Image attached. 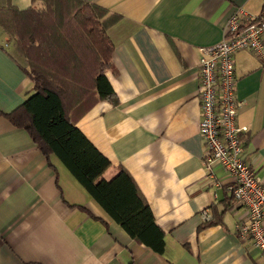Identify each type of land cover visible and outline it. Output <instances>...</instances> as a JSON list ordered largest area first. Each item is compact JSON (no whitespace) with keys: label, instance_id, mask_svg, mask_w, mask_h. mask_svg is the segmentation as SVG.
I'll return each instance as SVG.
<instances>
[{"label":"crops","instance_id":"obj_1","mask_svg":"<svg viewBox=\"0 0 264 264\" xmlns=\"http://www.w3.org/2000/svg\"><path fill=\"white\" fill-rule=\"evenodd\" d=\"M86 1L120 16L108 30L114 54L106 72L118 103L97 102L77 127L110 160L105 180L120 167L133 177L166 249L159 255L136 243L6 118L33 85L0 26V264H264L238 235L247 211L233 198L231 177L220 166L202 167L198 98L203 49L224 40L239 8L264 16V0ZM34 5L41 3L0 0V8ZM234 62L246 159L264 184V61L242 51Z\"/></svg>","mask_w":264,"mask_h":264},{"label":"trees","instance_id":"obj_2","mask_svg":"<svg viewBox=\"0 0 264 264\" xmlns=\"http://www.w3.org/2000/svg\"><path fill=\"white\" fill-rule=\"evenodd\" d=\"M32 1L41 6L0 8V26L13 38L33 85L6 118L26 130L48 160L57 158L136 243L163 255L165 234L133 177L120 167L105 180L110 160L76 123L99 101L118 103L106 72L114 54L108 30L120 16L86 0Z\"/></svg>","mask_w":264,"mask_h":264},{"label":"built area","instance_id":"obj_3","mask_svg":"<svg viewBox=\"0 0 264 264\" xmlns=\"http://www.w3.org/2000/svg\"><path fill=\"white\" fill-rule=\"evenodd\" d=\"M250 51L264 61V16L255 17L239 8L229 19L224 40L203 49L200 59L199 132L206 148L202 167L210 172L220 166L232 179V195L247 211L237 225L240 238L250 239L264 259V184L246 159L238 124L242 104L236 97L234 57ZM204 219L209 220L207 211Z\"/></svg>","mask_w":264,"mask_h":264}]
</instances>
